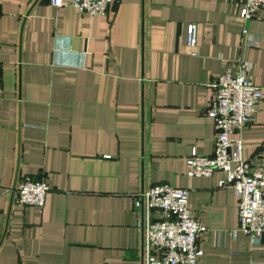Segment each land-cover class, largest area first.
Returning a JSON list of instances; mask_svg holds the SVG:
<instances>
[{"label":"crops","instance_id":"0c3cea01","mask_svg":"<svg viewBox=\"0 0 264 264\" xmlns=\"http://www.w3.org/2000/svg\"><path fill=\"white\" fill-rule=\"evenodd\" d=\"M241 9V0H118L93 16L0 0V264H145L134 196L161 182L186 188L206 226L196 264H264V234L238 230L224 173L190 176L186 163L192 149L213 152L211 83L245 64L262 98L243 154L264 165V9L246 22ZM25 175L48 183L42 208L14 201Z\"/></svg>","mask_w":264,"mask_h":264},{"label":"built area","instance_id":"2783aa9c","mask_svg":"<svg viewBox=\"0 0 264 264\" xmlns=\"http://www.w3.org/2000/svg\"><path fill=\"white\" fill-rule=\"evenodd\" d=\"M117 1L71 0L67 4L51 0V3L56 9L69 5L79 13L103 16ZM241 3L240 18L245 22L264 9V0H241ZM243 34L247 45L257 44L258 38L247 29ZM196 41V25L189 24L186 44L194 48ZM245 68V64H240L238 74L228 69L211 83L215 96L206 111L214 122L213 152L199 155L192 149L186 163L190 176H210L214 170L224 173L218 186L234 189L239 197L238 230L258 237L264 234V165L253 167L244 158L241 133L252 122L262 91L247 79ZM48 191L44 179L20 176L13 189L14 201L42 208ZM134 208L146 246L145 264H196L202 254L198 239L206 226L192 214L186 188L153 183L134 196Z\"/></svg>","mask_w":264,"mask_h":264}]
</instances>
